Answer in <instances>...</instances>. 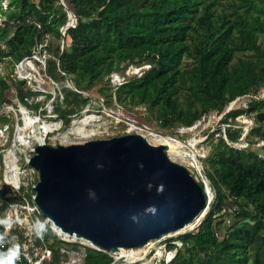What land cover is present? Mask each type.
Here are the masks:
<instances>
[{"label": "trees", "instance_id": "trees-1", "mask_svg": "<svg viewBox=\"0 0 264 264\" xmlns=\"http://www.w3.org/2000/svg\"><path fill=\"white\" fill-rule=\"evenodd\" d=\"M61 1L12 0L18 9L0 23V58L19 62L53 32L64 39V49L60 43L46 49L53 50L61 70L72 74L77 87L67 90V99L75 95L88 102L90 97L83 91L108 72L149 61V69L130 75L118 86L117 99L156 110L167 127L192 125L210 110L224 112L244 95L251 96L248 108L236 109L234 116L264 111V97L259 96L264 88V0ZM64 8L76 15V25L65 35L61 28L68 11ZM247 51L253 54L234 62L238 52ZM148 53L157 58H148ZM187 57L192 61L185 67ZM4 92L0 89V104L7 98ZM103 92L108 94L107 88ZM29 95L21 93V99L26 102ZM252 132L264 139V126L253 127ZM226 133L235 142L241 132ZM215 155L216 211L212 209L196 230L179 235L183 245L169 263L264 264V157L254 149L230 145L224 137L219 138ZM223 187L238 206L237 220L225 235L219 232L225 221L215 215L223 207ZM8 192L0 190V202H6ZM175 239L179 238L170 241ZM176 246L169 243L170 249ZM74 248H84L86 264L114 260L108 252L88 245L75 242Z\"/></svg>", "mask_w": 264, "mask_h": 264}, {"label": "water", "instance_id": "water-1", "mask_svg": "<svg viewBox=\"0 0 264 264\" xmlns=\"http://www.w3.org/2000/svg\"><path fill=\"white\" fill-rule=\"evenodd\" d=\"M257 118L264 121V111ZM30 165L39 172L35 200L43 214L111 252L130 248L140 255L151 241L180 235L209 206L207 184L174 160L166 144L139 132L68 145L43 141Z\"/></svg>", "mask_w": 264, "mask_h": 264}, {"label": "rangeland", "instance_id": "rangeland-1", "mask_svg": "<svg viewBox=\"0 0 264 264\" xmlns=\"http://www.w3.org/2000/svg\"><path fill=\"white\" fill-rule=\"evenodd\" d=\"M17 9L18 6H14L12 0H0V21L7 20L8 13ZM64 10L68 11L66 8ZM58 43L64 49V39L61 40L55 33L49 32L43 36L42 42L35 45L33 53L23 57L19 62H14L11 57L0 58V89L5 90L4 94L7 96L6 100L0 104V188L5 178L9 156L17 155L21 170H26L24 174L25 185H23L21 191L31 197L34 190L32 183H28L27 179L32 180L30 159L35 154V147L38 144L31 136L37 133L41 134L45 137L44 141L46 143L54 146L63 143L60 134H63L72 125L74 119L81 117L85 110H89L90 114H94L98 118L97 122L100 123L98 134L85 140H75L77 136L71 135L72 140L63 144L68 145L98 138H111L136 132L146 134L149 139L151 138L150 132H154L155 134L175 137L186 143L192 140L197 142L196 149H194L200 154L198 164H192L193 160L188 156L185 161H177L186 165L199 182L203 181L210 186L212 197L206 212L196 221L195 228L188 227L187 231L181 232V234L196 230L212 209L216 211L219 199L216 187L213 185V177L217 178L218 172L214 167L216 164L213 166L212 160L216 157L215 153L220 137H224L230 145L240 149H254L264 157V139L252 132L253 127L264 126V121H259L254 112L244 111L236 116L233 114L236 109L248 108L251 101L250 95L238 97L236 100H239H235L234 105H230L224 112L210 110L192 125L176 123L172 127H167L158 119L156 110H152L144 104L121 103L117 99L118 86L124 83L133 73L140 75L145 69H149L151 66L149 61L138 65L129 64L122 71L120 69L111 72L110 75H108V72L102 81H99L90 90L83 91L85 96L90 97L88 102H85L84 97H75V95L67 99L69 94L67 90H77L74 81L71 79L72 74L63 72L59 65V59L55 56L53 50L46 49L47 45L56 47ZM3 47L6 48V44H3ZM249 54L252 55L253 51L238 52L234 62L236 63L239 58H245ZM147 57L154 58L152 56ZM191 61V57L185 58V67ZM21 63L22 68L20 67ZM124 65L123 62L121 66ZM106 88L108 94L103 92ZM261 90L259 96L263 98L264 88ZM25 92L30 93L25 98L26 102L21 99V93ZM64 116L69 120L66 121V118H63ZM29 118L35 120V124H28ZM226 118L227 121L223 122ZM46 122H59L61 128L54 132L46 131L43 126ZM34 129L35 132L33 133ZM229 129L240 130L238 141L233 142L228 139L226 132ZM184 151L193 153L188 146L184 147ZM5 187L9 188L8 186ZM223 189L225 192L223 207L217 210L215 215H218L217 220L223 219L225 221L227 227L225 225L222 229H219L220 234L224 233L225 235V231H230L237 220L236 209H238V206L233 204V197L229 195L227 188L223 187ZM45 234L51 237L49 231H45ZM166 237L162 242H150L148 246L158 249L159 245L168 242L170 237L179 238L177 242L180 240L179 234L167 235ZM182 243V241L178 242V248L183 245ZM158 256H163L162 249L158 250ZM161 260L163 261V259ZM162 261H159V264ZM137 264H154V262L140 260Z\"/></svg>", "mask_w": 264, "mask_h": 264}, {"label": "built area", "instance_id": "built-area-1", "mask_svg": "<svg viewBox=\"0 0 264 264\" xmlns=\"http://www.w3.org/2000/svg\"><path fill=\"white\" fill-rule=\"evenodd\" d=\"M61 2L64 3V0ZM74 16V12L68 10V21L64 25L68 26L67 29L76 25V16ZM20 65L22 68V63ZM21 68L20 70H22ZM31 169L32 180L27 179L28 183H32L34 190L31 197L21 191L23 185H25L24 174L26 172L25 169L21 170V167L20 170L23 172L21 173L19 184L11 185L3 183L0 188H7L5 186L9 187L7 188L9 192L6 195L7 200L5 202L7 204L3 201L0 202V237L3 238L2 242H0V260L6 259L9 264H86L84 261L85 250L84 248L76 250L74 248L75 242L108 252L114 258L111 264H127L129 260H134L131 264H137L138 261L148 260L156 254V247H151L150 252L145 253L148 245L140 255L134 254L130 248H122L117 253L111 252L92 242L79 239L74 235L62 231L49 217L43 214L40 206L36 202L35 186L39 180V172L34 167H31ZM45 231H49L51 237H48ZM168 235L173 236L175 234ZM166 236L153 243L162 242L163 239L167 238ZM171 238L176 237H170L168 242L159 246H163L165 253L169 254V252H174V254L170 259L162 258L163 261L161 259L156 260L155 264H159V261L171 262L175 258L178 246L170 249L169 243L178 245V242L181 240L178 242V239L170 241ZM14 247L15 251H12ZM128 255L133 257V259H128Z\"/></svg>", "mask_w": 264, "mask_h": 264}, {"label": "bare ground", "instance_id": "bare-ground-1", "mask_svg": "<svg viewBox=\"0 0 264 264\" xmlns=\"http://www.w3.org/2000/svg\"><path fill=\"white\" fill-rule=\"evenodd\" d=\"M238 100H236V101H238ZM236 101H234L232 103V106L234 105V103ZM29 120L30 121H29L28 124H35V122H36L32 118H29ZM97 121H98V118L94 114H90L89 110H85L81 117H78V118L74 119L73 122H72V125L70 127H68L64 131L63 134H60L61 141L63 143L69 142L70 140H72L71 135L77 136V137H75L76 139L73 138L75 140H85V139H89V138H91L93 136H96L98 134V130H99V126H100V123H98ZM43 126L46 129V131H52V132H54L55 130H58V129L61 128V124L59 122H55V123L46 122V123H44ZM34 128H36V127L34 126ZM34 132H35V129H34L33 133ZM149 135L151 136L150 139L145 134V136L148 138V140L151 141L152 143H155V144L156 143L166 144L167 145V151H168L169 155L174 160H183V161H185L186 157L188 156V157H190V159L193 160L192 164L196 165V164L199 163L198 156L200 154L198 153L197 150H195L197 142H194L192 140V141H189V142L186 143V142H184L182 140H179V139H177L175 137H171V136H168V135L155 134L154 132H150ZM31 137L37 143L43 142L44 139H45V137L43 135L38 134V133L32 135ZM186 146L190 147V149H192L193 153H189L187 151H184V147H186ZM18 160L19 159H18L17 155L9 156V158L7 160V168H6L5 179H4V181L2 183H8V184H11V185L19 184V180L21 179L22 171L20 170V165L18 164ZM207 188H208V196L211 199L212 195H211L210 186H208ZM198 219L199 218H196V220L194 222L188 224L185 228H182L178 232L187 231L186 229L188 227H192V229L195 228L194 225H195V223H196V221ZM151 243H153V241H151ZM150 249H151V247L148 246L147 249L145 250V253H149ZM160 249H162V254H163V256H161V257L158 256V250L160 251ZM173 254H174V252H172V253L169 252V254L165 253V249L163 248V246H159V248L157 249L156 254H154L152 258H149L148 261L149 262L150 261L154 262V264H155L156 260H160L162 258L170 259ZM168 255H170V256L167 257ZM128 259H133V257L128 255ZM133 261L134 260H129L128 263L131 264Z\"/></svg>", "mask_w": 264, "mask_h": 264}, {"label": "clouds", "instance_id": "clouds-1", "mask_svg": "<svg viewBox=\"0 0 264 264\" xmlns=\"http://www.w3.org/2000/svg\"><path fill=\"white\" fill-rule=\"evenodd\" d=\"M133 74H135V73H133ZM205 182H203V184H204ZM208 186V185H207ZM38 235H39V233H37ZM168 235V234H167ZM2 240H3V238L2 237H0V242H2ZM12 251H15V247L13 248V250ZM178 252V251H177ZM165 263H169V262H165ZM0 264H9V262L6 260V259H4V260H0Z\"/></svg>", "mask_w": 264, "mask_h": 264}]
</instances>
